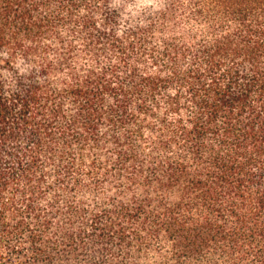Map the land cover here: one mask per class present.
<instances>
[{
  "label": "trees",
  "instance_id": "16d2710c",
  "mask_svg": "<svg viewBox=\"0 0 264 264\" xmlns=\"http://www.w3.org/2000/svg\"><path fill=\"white\" fill-rule=\"evenodd\" d=\"M113 1L0 0V264H264V0Z\"/></svg>",
  "mask_w": 264,
  "mask_h": 264
},
{
  "label": "rangeland",
  "instance_id": "374dc122",
  "mask_svg": "<svg viewBox=\"0 0 264 264\" xmlns=\"http://www.w3.org/2000/svg\"><path fill=\"white\" fill-rule=\"evenodd\" d=\"M113 3L117 7L120 6L122 16L125 20L133 19L135 21H139L144 17L145 14H149L150 11L156 12L159 9L165 10L166 8L168 10L173 9V11H169L170 18L167 22L168 26L166 35L179 40V0H114ZM155 19L156 17L152 19V21H155ZM199 27L200 24L198 22L189 21L185 25H183V28L186 31L196 30L199 29ZM54 195L55 194H51L50 196L52 197ZM60 196L63 195L60 194ZM105 196L117 199L121 197L127 198L128 195L126 193L109 192L106 193ZM156 255L157 254L146 253L140 255V262L134 260L133 258L127 259L126 262L129 263L131 260L130 263L134 262L135 264H137V262L139 264H154L155 260H160V257Z\"/></svg>",
  "mask_w": 264,
  "mask_h": 264
}]
</instances>
